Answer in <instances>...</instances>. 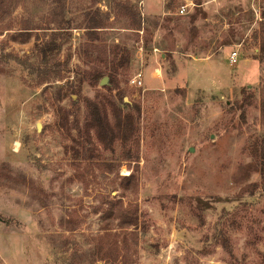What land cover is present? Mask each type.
<instances>
[{
  "label": "rangeland",
  "instance_id": "1",
  "mask_svg": "<svg viewBox=\"0 0 264 264\" xmlns=\"http://www.w3.org/2000/svg\"><path fill=\"white\" fill-rule=\"evenodd\" d=\"M121 1L137 5L141 28L113 0H67L70 23L54 0H0V264H106L98 247L116 243L128 264H264L252 154L264 138V0ZM90 7L110 14L95 44L131 57L114 81L85 73L112 64L87 46ZM107 88L140 123L139 162L103 153L116 172L74 165L60 124L62 108L78 104L82 121L84 100ZM109 201L137 208V223L104 220Z\"/></svg>",
  "mask_w": 264,
  "mask_h": 264
},
{
  "label": "trees",
  "instance_id": "2",
  "mask_svg": "<svg viewBox=\"0 0 264 264\" xmlns=\"http://www.w3.org/2000/svg\"><path fill=\"white\" fill-rule=\"evenodd\" d=\"M56 1V8H54V16L60 18L61 23H68L71 21L68 17V2L67 0H54ZM105 1V0H104ZM115 2L114 11L122 16H126L130 19L131 25L135 28L142 27V16L137 5L129 3H123L121 0H113ZM85 10L83 17V27L86 32L87 46L94 48L97 53L98 61L104 62L107 58H111L112 64H109V68L106 70L96 69L94 71H85L88 74V81L92 84L100 81L104 74H109L110 79H118L121 69H125V72L130 68L131 57H129L128 50L126 48L116 46L107 50L103 46H98L96 43L100 39V31L103 27H107V16H104V12L100 8H94ZM70 23V22H69ZM260 45L264 52V22L262 23ZM31 35H28L30 39ZM258 39V35H255ZM95 44V45H94ZM50 48H54L53 45ZM42 52L45 54V48H42ZM91 52H88L90 57ZM91 58V57H90ZM92 59L89 60V62ZM264 60V57H263ZM90 64V63H89ZM105 65V64H104ZM45 72V69L41 71ZM114 78V79H113ZM73 93L77 94L78 90L76 86L71 85ZM106 87H111L110 82ZM116 87V86H115ZM114 87V88H115ZM107 88V92H97L93 99L86 98L84 100L85 111L81 121L77 109L79 105L74 103V107L71 110L62 108L60 113V124L63 130H65L69 136H71L72 143L69 147L75 158L76 166L84 165L90 166L97 162L99 169L102 167H109L110 172H116L115 164L102 160L103 153L110 152L112 154L119 153L120 156L126 161L139 162L141 160L140 153V123L135 119L132 113L130 104H127L130 111H126L121 105V98L119 95H114L112 90ZM113 88V89H114ZM258 92L260 94V108L261 118L264 123V84L259 87ZM75 101L74 99H72ZM125 101V100H124ZM128 102V101H126ZM140 115L141 110L135 109ZM73 115V120L70 116ZM119 149V151L117 150ZM252 154L257 162L258 168L262 173V189L264 191V138L257 139L254 142ZM93 167V166H92ZM80 170V169H77ZM84 172H78V177L82 178ZM128 189L131 188V184H135L133 178H124ZM104 220H118L121 228H126L131 225H135L138 220V210L132 206L125 207L121 201H109L108 208L104 214ZM105 227L109 228V225ZM109 250L102 255L106 248ZM124 248L116 244H100L98 252L101 259H106V264H128L125 260L120 259L121 250Z\"/></svg>",
  "mask_w": 264,
  "mask_h": 264
},
{
  "label": "built area",
  "instance_id": "3",
  "mask_svg": "<svg viewBox=\"0 0 264 264\" xmlns=\"http://www.w3.org/2000/svg\"><path fill=\"white\" fill-rule=\"evenodd\" d=\"M184 8L181 10V12L182 13H184ZM230 59H231V63L232 64H235L237 61H238V52L237 51H233L232 53H231V57H230ZM136 74H139L138 76H136V77H134V78H132V80H131V83L133 84V86H137V87H142L143 86V84H144V82H143V80L141 79V77H143L142 76V72H138V73H136Z\"/></svg>",
  "mask_w": 264,
  "mask_h": 264
},
{
  "label": "water",
  "instance_id": "4",
  "mask_svg": "<svg viewBox=\"0 0 264 264\" xmlns=\"http://www.w3.org/2000/svg\"><path fill=\"white\" fill-rule=\"evenodd\" d=\"M107 79H108V78H107V77H105V78L103 79V81H102V82H103V83H106V82H107ZM127 100H128V99L126 98V100H125V101H127Z\"/></svg>",
  "mask_w": 264,
  "mask_h": 264
}]
</instances>
